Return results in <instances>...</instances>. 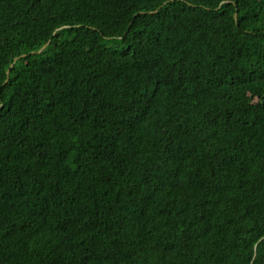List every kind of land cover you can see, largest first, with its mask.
<instances>
[{"label":"trees","instance_id":"16d2710c","mask_svg":"<svg viewBox=\"0 0 264 264\" xmlns=\"http://www.w3.org/2000/svg\"><path fill=\"white\" fill-rule=\"evenodd\" d=\"M0 264H264V0H0Z\"/></svg>","mask_w":264,"mask_h":264},{"label":"water","instance_id":"95a60500","mask_svg":"<svg viewBox=\"0 0 264 264\" xmlns=\"http://www.w3.org/2000/svg\"><path fill=\"white\" fill-rule=\"evenodd\" d=\"M237 16V14H235V17ZM48 45V43H46L39 51H42L46 46ZM17 59V58H16ZM12 66V65H11ZM9 72V71H8Z\"/></svg>","mask_w":264,"mask_h":264},{"label":"clouds","instance_id":"9594fccd","mask_svg":"<svg viewBox=\"0 0 264 264\" xmlns=\"http://www.w3.org/2000/svg\"><path fill=\"white\" fill-rule=\"evenodd\" d=\"M47 43H49V42H47ZM45 44H46V43H45ZM45 44H44V45H45ZM44 45H43V46H44ZM43 46H42V47H43ZM42 47H41V48H42ZM41 48H40V49H41ZM40 49H39V50H40ZM38 52H41V51H38Z\"/></svg>","mask_w":264,"mask_h":264}]
</instances>
